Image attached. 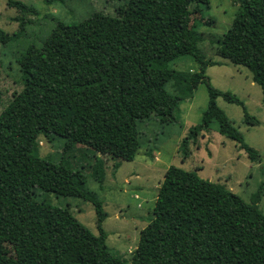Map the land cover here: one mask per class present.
<instances>
[{
    "label": "trees",
    "instance_id": "trees-1",
    "mask_svg": "<svg viewBox=\"0 0 264 264\" xmlns=\"http://www.w3.org/2000/svg\"><path fill=\"white\" fill-rule=\"evenodd\" d=\"M209 3L125 0L116 14L94 11L76 23L58 21L40 46L20 54L22 88L0 112V246L12 247L2 264H264L263 186L248 202L196 170L170 165L153 216L127 261L107 243L108 213L88 187L87 175L63 156L53 161L38 151L42 134L62 137L64 150L75 140L83 142L94 156V179L102 188L106 170L100 154L133 160L142 146L140 123L153 118L173 123L181 102L205 83L208 105L201 122L182 139L184 157L189 144L216 122L221 134L257 160L259 151L245 142L217 97L241 105L247 123L258 119L239 96L218 89L206 74L209 65L222 62L206 57L191 15ZM7 4L20 12L14 18L19 30L9 34L0 29L3 44L25 30L28 14H38L21 0ZM216 53L251 71L264 102V0H240ZM187 54L198 62V70L169 67ZM37 190L92 202L98 235L68 206L37 198Z\"/></svg>",
    "mask_w": 264,
    "mask_h": 264
},
{
    "label": "rangeland",
    "instance_id": "rangeland-1",
    "mask_svg": "<svg viewBox=\"0 0 264 264\" xmlns=\"http://www.w3.org/2000/svg\"><path fill=\"white\" fill-rule=\"evenodd\" d=\"M33 5L38 14H28L31 22L25 30L6 44L0 41V112L22 88L21 72L17 58L29 46H40L58 21L72 24L79 22L94 11L116 14L125 0H21ZM0 0V29L16 34L19 22L14 18L20 12ZM240 0H210L209 6L202 4L201 12H193L191 23L202 34L200 47L207 58L222 64L209 65L206 74L211 83L220 90H228L239 96L249 111L258 119L257 124L245 121L241 105L217 97L218 105L226 112L232 123L243 133L244 140L259 151L252 161L239 143L217 130L202 132L195 143L189 144V153L184 157L180 149L183 137L189 128L202 120L208 105V88L199 84L193 96L181 102L173 123L163 124L156 119L139 125L142 146L133 160H125L100 154L105 160L106 178L100 188L94 179V156L86 145L75 140L64 150L65 140L53 135L38 137V151L43 157L59 161L63 156L73 168H80L88 177V187L95 190L103 200L108 213L104 228L108 233L107 243L111 249L130 261L136 248L140 231L153 216L158 187L164 170L177 165L196 170L206 179L220 182L239 194L246 201L263 186L259 208L264 212V102L259 84L253 81L251 71L244 65L235 64L217 55L218 40L228 31L238 12ZM169 67L195 71L198 62L192 55H182L169 63ZM118 163V167L115 164ZM39 199L59 206H68L71 212L94 234L98 235L96 212L90 201L73 196H59L55 192L37 190ZM12 253L9 244L0 246V264Z\"/></svg>",
    "mask_w": 264,
    "mask_h": 264
},
{
    "label": "crops",
    "instance_id": "crops-1",
    "mask_svg": "<svg viewBox=\"0 0 264 264\" xmlns=\"http://www.w3.org/2000/svg\"><path fill=\"white\" fill-rule=\"evenodd\" d=\"M166 169L164 170V173H165Z\"/></svg>",
    "mask_w": 264,
    "mask_h": 264
}]
</instances>
